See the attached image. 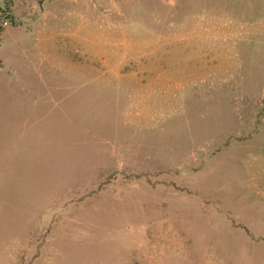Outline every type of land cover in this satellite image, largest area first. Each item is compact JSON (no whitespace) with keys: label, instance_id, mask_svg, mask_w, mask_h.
Returning <instances> with one entry per match:
<instances>
[{"label":"rangeland","instance_id":"obj_1","mask_svg":"<svg viewBox=\"0 0 264 264\" xmlns=\"http://www.w3.org/2000/svg\"><path fill=\"white\" fill-rule=\"evenodd\" d=\"M17 1L0 132L71 124L7 174L0 264H264V0Z\"/></svg>","mask_w":264,"mask_h":264},{"label":"crops","instance_id":"obj_2","mask_svg":"<svg viewBox=\"0 0 264 264\" xmlns=\"http://www.w3.org/2000/svg\"><path fill=\"white\" fill-rule=\"evenodd\" d=\"M11 4L12 14L16 18L17 12H19V2L17 0H11ZM62 101L63 97H55V95L53 94H50L46 97H41L40 102H43V104L47 106V109L37 116H35L34 114L29 115L28 118L27 116H25L22 119L23 121H21L22 124L19 126L18 136H16V139L13 142H6V129L3 128V130L0 132V136L3 137V141L0 140V164H2L1 166L4 170L2 174L0 172V205H4L2 202V197L5 195V180L7 179V174H9L8 177L10 178L13 176V173L17 171V168L20 164L26 165L28 163H33L34 161L36 162V159H34L33 156L36 154L39 155L40 153L42 154V151L39 150L40 148L47 147L48 155H55L53 147L55 146L54 144L57 143L59 136H56V130L54 133H50V130L52 131V129L54 128L53 126H55V122H53V120H50V117L54 116V113L56 111L55 108L58 110V114H64V116L62 117L64 124H71L70 118L67 119L68 116L65 109L63 110L61 108ZM57 133L59 134L58 131ZM73 133H75V131L71 134ZM71 140L72 141L68 144L69 146H76L79 143V141L75 139ZM109 145L111 146L109 152V160L117 162V147L115 145H112V143H110ZM50 148H52L53 151H49ZM97 153L98 154L96 156L101 155V149H99ZM92 162L94 163H86L85 166L90 167L91 171H96L95 167H99V169H101V165L108 161L97 158L96 160L93 159ZM83 164L84 163H81L78 167L75 163L73 164L74 167H72L71 169L78 170L80 169V167H83ZM93 179H95L96 181L98 177ZM2 191H4L3 195L1 194ZM3 213L4 211L1 212L0 209V215Z\"/></svg>","mask_w":264,"mask_h":264},{"label":"built area","instance_id":"obj_3","mask_svg":"<svg viewBox=\"0 0 264 264\" xmlns=\"http://www.w3.org/2000/svg\"><path fill=\"white\" fill-rule=\"evenodd\" d=\"M2 17L3 19H0V28L6 26L14 18L11 11L7 9L3 11Z\"/></svg>","mask_w":264,"mask_h":264}]
</instances>
